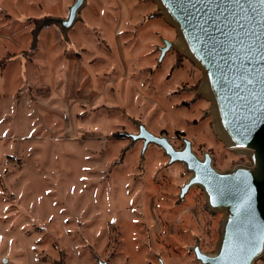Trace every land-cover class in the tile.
Here are the masks:
<instances>
[{
    "label": "rangeland",
    "instance_id": "1",
    "mask_svg": "<svg viewBox=\"0 0 264 264\" xmlns=\"http://www.w3.org/2000/svg\"><path fill=\"white\" fill-rule=\"evenodd\" d=\"M72 1L0 0V264H200L221 213L196 186L179 200L184 164L124 150L123 132L185 137L218 169L251 160L216 134L197 66L174 48L158 61L176 33L154 0H85L65 36L34 41Z\"/></svg>",
    "mask_w": 264,
    "mask_h": 264
},
{
    "label": "water",
    "instance_id": "2",
    "mask_svg": "<svg viewBox=\"0 0 264 264\" xmlns=\"http://www.w3.org/2000/svg\"><path fill=\"white\" fill-rule=\"evenodd\" d=\"M164 19L174 28L175 40L163 38L158 46L162 59L169 48H174L194 63L201 71L199 92L209 101L208 112L218 137L239 153L247 155L250 164H236L231 168L218 169L213 165L212 156L204 151L198 156L192 149L189 139L182 137L179 148L169 141L166 135H156L146 126L136 121L137 131H124L130 141L126 150L136 140L142 142L140 156L149 144L162 149L168 157L167 164L181 162L189 172V177L180 186L178 199H182L191 186L200 188L205 204L212 213H221L217 239L212 252H204L198 240L191 247L194 258L200 264H230L224 258L226 250L244 237L253 227H264V121H259L248 138L242 139L243 126L253 118V111L259 113L257 103L261 98L259 74L264 70V61H245L244 53L238 56L236 49L246 48L249 38L245 32H254L259 38L261 30L255 23L241 19V31L234 18L216 4H226L227 0H154ZM255 3L256 0H253ZM85 0H73L65 17L46 16L36 21L33 40L43 26L54 24L65 36L68 29L80 18L79 11ZM251 34V33H250ZM245 67L250 69L249 79L243 80ZM245 185L254 190L251 208L244 192ZM259 185V188L257 187ZM158 264H165L157 255ZM264 257V243L258 244L256 251L240 264H255ZM97 264H107L106 259L95 255Z\"/></svg>",
    "mask_w": 264,
    "mask_h": 264
},
{
    "label": "snow or ice",
    "instance_id": "3",
    "mask_svg": "<svg viewBox=\"0 0 264 264\" xmlns=\"http://www.w3.org/2000/svg\"><path fill=\"white\" fill-rule=\"evenodd\" d=\"M219 9H222L221 15L227 12L234 18L233 22L237 23V28L243 31L244 24L239 23L241 19L255 23L261 30L260 37L257 38L254 32H245L244 35L249 38V44L246 48L239 47L236 49L237 54L244 53L243 59L245 61H255L257 57L261 61H264V0H227L226 4L213 5ZM251 33V34H250ZM243 80L252 84L253 79H249L250 69L245 67L241 70ZM260 88L262 89L261 98L257 101L261 108L257 115L256 111H253V118L248 124L243 126L242 139H247L248 134L256 128L259 121H264V70L259 74ZM259 188V185L257 186ZM244 192L248 201V207L251 208V199L254 190L250 185H245ZM264 243V227H253L244 237L238 238V242L234 243L231 248L226 250L224 258L227 259L230 264H240L243 260H246L251 254L256 251L258 244ZM264 259V257H260Z\"/></svg>",
    "mask_w": 264,
    "mask_h": 264
},
{
    "label": "trees",
    "instance_id": "4",
    "mask_svg": "<svg viewBox=\"0 0 264 264\" xmlns=\"http://www.w3.org/2000/svg\"><path fill=\"white\" fill-rule=\"evenodd\" d=\"M177 133L182 134L181 132L177 131Z\"/></svg>",
    "mask_w": 264,
    "mask_h": 264
},
{
    "label": "flooded vegetation",
    "instance_id": "5",
    "mask_svg": "<svg viewBox=\"0 0 264 264\" xmlns=\"http://www.w3.org/2000/svg\"><path fill=\"white\" fill-rule=\"evenodd\" d=\"M243 161H245V160H243Z\"/></svg>",
    "mask_w": 264,
    "mask_h": 264
}]
</instances>
